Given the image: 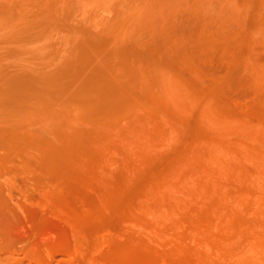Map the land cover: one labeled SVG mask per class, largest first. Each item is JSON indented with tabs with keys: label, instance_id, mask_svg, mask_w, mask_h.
Returning a JSON list of instances; mask_svg holds the SVG:
<instances>
[{
	"label": "rangeland",
	"instance_id": "374dc122",
	"mask_svg": "<svg viewBox=\"0 0 264 264\" xmlns=\"http://www.w3.org/2000/svg\"><path fill=\"white\" fill-rule=\"evenodd\" d=\"M0 264H264V0H0Z\"/></svg>",
	"mask_w": 264,
	"mask_h": 264
},
{
	"label": "bare ground",
	"instance_id": "6f19581e",
	"mask_svg": "<svg viewBox=\"0 0 264 264\" xmlns=\"http://www.w3.org/2000/svg\"><path fill=\"white\" fill-rule=\"evenodd\" d=\"M4 130V132H6V130L5 129H3ZM2 145V144H1Z\"/></svg>",
	"mask_w": 264,
	"mask_h": 264
}]
</instances>
